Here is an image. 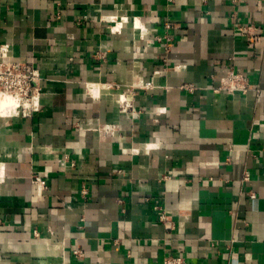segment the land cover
<instances>
[{"label":"crops","instance_id":"obj_1","mask_svg":"<svg viewBox=\"0 0 264 264\" xmlns=\"http://www.w3.org/2000/svg\"><path fill=\"white\" fill-rule=\"evenodd\" d=\"M2 44L42 81L0 118V264H264V0H0ZM231 57L258 95L213 91Z\"/></svg>","mask_w":264,"mask_h":264},{"label":"built area","instance_id":"obj_2","mask_svg":"<svg viewBox=\"0 0 264 264\" xmlns=\"http://www.w3.org/2000/svg\"><path fill=\"white\" fill-rule=\"evenodd\" d=\"M163 26L165 29L170 27L168 23H165ZM133 29L141 30V27L138 24H134ZM236 30L241 37L246 39L248 47H252L259 43L256 26H238ZM154 41L161 43L165 51L168 52L170 48V38L168 36L164 35V37H156ZM228 60L231 63L228 64L224 75L219 78L218 84L213 91L215 93H225L227 95H233L236 93L244 95L249 92L258 95L260 93L259 88L250 84L247 75L235 71L232 63L234 59L232 57ZM41 81V74L32 66V64L14 60L10 55L9 44L0 45V97H9L16 102V108L8 116L18 115L23 118H30L39 111ZM90 86L92 85H88L85 91H87ZM134 87L135 89L147 90L151 85L150 83H139ZM181 89L191 93L195 90V87L192 84H184L181 86ZM129 102L130 98L121 101L120 105L122 111H125L129 106ZM115 128V125H107L102 127L101 131L105 135H113L115 133ZM47 153L53 154L51 150ZM56 162L61 167L68 165L73 166L71 160L66 156L62 158L56 157ZM242 180H248L247 173H244ZM31 181L35 186L41 189H46L45 182L38 176H33ZM249 197L254 198V195L251 193ZM155 209L158 211L157 217L159 222L164 225L167 231L170 230L172 226L169 221V213L157 207ZM33 234L36 235V232L33 231ZM74 253L79 256L81 255L79 250ZM161 264H186V261L182 256L166 255L162 258Z\"/></svg>","mask_w":264,"mask_h":264},{"label":"bare ground","instance_id":"obj_3","mask_svg":"<svg viewBox=\"0 0 264 264\" xmlns=\"http://www.w3.org/2000/svg\"><path fill=\"white\" fill-rule=\"evenodd\" d=\"M16 108V102L5 96L0 97V118L5 119Z\"/></svg>","mask_w":264,"mask_h":264}]
</instances>
